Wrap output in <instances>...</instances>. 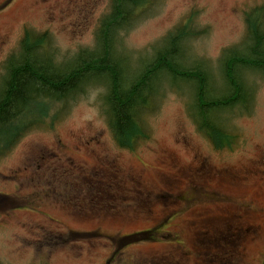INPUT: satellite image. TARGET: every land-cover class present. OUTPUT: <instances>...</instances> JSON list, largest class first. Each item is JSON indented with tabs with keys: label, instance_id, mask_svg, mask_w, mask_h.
<instances>
[{
	"label": "rangeland",
	"instance_id": "rangeland-1",
	"mask_svg": "<svg viewBox=\"0 0 264 264\" xmlns=\"http://www.w3.org/2000/svg\"><path fill=\"white\" fill-rule=\"evenodd\" d=\"M109 2L0 0V78L25 28L48 32L59 59L94 47ZM257 6L264 0H164L122 36L131 59L125 68L151 63L152 46L195 11L193 29L207 33L183 44L182 63L201 65L210 89L226 92L221 54L247 52L245 13ZM235 71L253 97L248 107L214 114L238 137L231 150L215 151L198 132L188 113L194 91L180 78L162 85L159 108L144 118L151 138L135 152L116 145L100 86L71 103L52 129L26 134L0 158V194L18 205L0 211V262L107 264L121 237L157 229L155 241L126 246L121 264H263L264 71ZM54 180L61 183L52 193ZM95 232L99 238L84 235Z\"/></svg>",
	"mask_w": 264,
	"mask_h": 264
},
{
	"label": "trees",
	"instance_id": "trees-1",
	"mask_svg": "<svg viewBox=\"0 0 264 264\" xmlns=\"http://www.w3.org/2000/svg\"><path fill=\"white\" fill-rule=\"evenodd\" d=\"M163 1L110 0L108 12L99 22L94 47L82 48L67 60L59 59L48 32L25 28L18 54L7 59L0 78V158L11 153L32 130L47 124L52 129L71 103L96 86L105 90L101 101L114 141L119 148L134 151L150 138L144 118L159 108L166 90V85L164 90L162 85L169 78L184 79L192 87L195 105L189 106L188 113L199 130L210 138L214 149L231 150L236 136L218 123L214 114L240 104L247 107L253 97L252 89L238 80L235 70L247 66L264 71V6L245 13L247 34L242 44L247 52L239 53L235 47L222 52L227 91L218 94L210 89V78L202 72L201 65L188 68L182 63L183 44L207 33L193 29L194 11L185 24L161 41L163 49H154L152 63L143 64V69L133 73L125 68L131 59L123 52L122 36L152 17ZM13 201L10 196L0 194V211L18 208ZM155 233L121 237L109 264H121L119 254L126 246L152 241ZM84 235L100 237L96 232Z\"/></svg>",
	"mask_w": 264,
	"mask_h": 264
},
{
	"label": "flooded vegetation",
	"instance_id": "flooded-vegetation-1",
	"mask_svg": "<svg viewBox=\"0 0 264 264\" xmlns=\"http://www.w3.org/2000/svg\"><path fill=\"white\" fill-rule=\"evenodd\" d=\"M205 139H206L207 142L209 143V144H208L209 147H212V144H211V142H210V139L208 140V139L206 138V136H205ZM60 183H61V180H54V181H51V182H50V192H52V193L57 192L58 184H60ZM183 200L186 202L185 199H183ZM260 213H261V214L264 213V209H259L258 214H260ZM256 229H257L258 234L260 235V234L263 232V224H258V225L256 226Z\"/></svg>",
	"mask_w": 264,
	"mask_h": 264
}]
</instances>
